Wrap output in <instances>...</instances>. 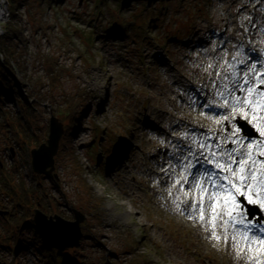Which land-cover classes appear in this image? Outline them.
<instances>
[{"label":"rangeland","instance_id":"rangeland-1","mask_svg":"<svg viewBox=\"0 0 264 264\" xmlns=\"http://www.w3.org/2000/svg\"><path fill=\"white\" fill-rule=\"evenodd\" d=\"M0 2L6 9L2 34L11 15L8 0ZM16 16L22 35L13 42L18 56L8 76L19 98L4 111L10 123L19 121L31 132L18 143L0 111V180L10 172L16 182L47 193L43 200L42 191L29 194L26 201L0 190L3 205L16 204L19 254L39 252L44 264H68L67 258L70 264H264V245L249 250L231 239L226 243L221 225L215 230L221 239H215L206 226L209 212L204 222L190 216L183 203L188 186L181 190L174 183L188 163L186 152L207 153L201 142L217 150L220 134L233 136L235 127L243 142L264 141L253 128L258 121L232 117L224 106L219 93L228 96L222 87L232 80L228 72L202 84L196 77V69L214 77L232 62L233 50L236 73L251 65L264 71V0H22ZM199 43L204 47H192ZM0 59L5 61L2 54ZM187 87L194 97L184 93ZM215 112L222 113L221 123ZM52 114L65 130L50 179L33 171L30 152L47 141ZM180 119L186 147L173 151L171 129ZM233 139L223 142L225 151L234 147ZM158 144L165 156L153 148ZM164 158L170 164L162 173L157 160ZM193 164L195 175L204 172L198 166L213 170L204 159ZM33 203L69 220L73 207L85 213L79 246L66 255L47 248L25 214ZM246 207L248 219L264 225V209ZM1 254L10 264L8 249Z\"/></svg>","mask_w":264,"mask_h":264},{"label":"snow or ice","instance_id":"snow-or-ice-1","mask_svg":"<svg viewBox=\"0 0 264 264\" xmlns=\"http://www.w3.org/2000/svg\"><path fill=\"white\" fill-rule=\"evenodd\" d=\"M231 77L232 87L228 84L222 85L228 96L224 92L219 93L224 97V106L231 107L232 117L239 115L242 119H249L251 114L252 119L258 121L253 124V128L264 137V88L260 87L264 85V71H257L256 66L251 65L242 75L233 70ZM236 77H239V82ZM235 92L242 95H235ZM228 97L233 101L231 105ZM223 119L228 120L229 116ZM240 132L241 128L235 127L232 135L237 139L230 141L239 147L227 151L219 144L216 146L217 150H213L211 145L200 143L201 149H208L204 159L213 166L211 171L205 170L193 176L190 170L195 165L189 157L195 156V153L189 150V156L185 157L188 163L183 165V174L174 183L181 190L185 184L189 185V190L183 192V203L190 216L204 222L205 212H209L208 223L215 239H221L215 233L219 221L226 243L231 239L237 248L246 244L251 250L253 245H264V225L249 220L250 213L246 207V204L259 205V209H264V160L257 159L258 156L264 157V141H252L245 149L239 139ZM253 228L260 233L259 236L253 233Z\"/></svg>","mask_w":264,"mask_h":264},{"label":"water","instance_id":"water-1","mask_svg":"<svg viewBox=\"0 0 264 264\" xmlns=\"http://www.w3.org/2000/svg\"><path fill=\"white\" fill-rule=\"evenodd\" d=\"M247 128V125H246ZM64 133L63 123L55 115L49 120V135L45 143L31 150L32 169L37 174L53 178L55 155ZM250 208V205H248ZM74 219L69 220L59 214L47 215L40 209V204L33 211V223L36 231L41 234L45 245L59 253L79 246L84 236L82 224L86 215L80 209L72 208ZM251 213V212H250ZM252 214V213H251ZM105 264H109L105 262Z\"/></svg>","mask_w":264,"mask_h":264},{"label":"trees","instance_id":"trees-1","mask_svg":"<svg viewBox=\"0 0 264 264\" xmlns=\"http://www.w3.org/2000/svg\"><path fill=\"white\" fill-rule=\"evenodd\" d=\"M22 0H8L9 2V11H10V20L8 23H6L3 26V33L0 34V54H2L5 57V61H1L0 59V107L2 108V106L10 104V102H12L14 99L19 98L18 94H19V89L16 83H14L10 77L8 76L10 74L11 71V64L10 61L11 59H17L18 56V51L16 48V44H14L13 42L15 40L20 41V37L22 35V31H21V23L18 22L17 19V14L18 11L20 10V4H21ZM54 1V0H53ZM118 2H122L123 0H117ZM125 1H129V0H125ZM116 2V0H115ZM18 22V23H17ZM27 105V111L25 113H29L30 112V108L28 106L27 102H24ZM5 114V121H12V118L10 115L6 114V111H4ZM9 119V120H8ZM27 121V120H26ZM18 124H12L10 123V129H12L14 135H15V140L20 143V137L22 139L29 138V134H30V130L26 127V130L21 126V123L19 121H16ZM24 125V123H23ZM25 126H26V122H25ZM27 126H29L27 124ZM25 138V139H26ZM28 147H26L27 150ZM29 156V155H28ZM10 174V175H9ZM13 173H8V174H4L1 177L0 180V189L4 192H6L8 195L10 194L11 198L12 196L14 198H18L19 200L24 199L26 201H30V196L29 194L32 193H36V192H40L42 191L43 193L41 194V200H43L47 193H45V190L43 189H38V186H34L33 188H29L26 187V185L24 183H22L21 181L17 180L18 182H16V179L12 177ZM12 179L14 181V186L10 184V182H12ZM21 182V183H20ZM32 202H35L33 200H31ZM42 203V202H41ZM39 204V203H38ZM36 205V203H33L31 208H26V215L29 217H32L33 213L32 210L34 208V206ZM16 213V211L14 213H12V221L13 224L12 225H16V222L14 220V214ZM34 225H32L31 228H33ZM37 233V231H35ZM46 246V245H45ZM47 247V246H46ZM48 248V247H47ZM57 252V251H56ZM59 255H66L65 253H59L57 252ZM139 256L141 258H145L144 253L141 254L139 253ZM69 259V258H67ZM65 259L64 263H68L70 264V261Z\"/></svg>","mask_w":264,"mask_h":264},{"label":"bare ground","instance_id":"bare-ground-1","mask_svg":"<svg viewBox=\"0 0 264 264\" xmlns=\"http://www.w3.org/2000/svg\"><path fill=\"white\" fill-rule=\"evenodd\" d=\"M5 8L3 9V7L1 6V2H0V19L1 20H3L4 19V17H5ZM226 20H228V18L226 17L223 21H226ZM213 36H216V35H213ZM215 38V37H214ZM219 45V44H218ZM247 45L249 46V43H247ZM198 46H202V47H204V45L202 44V43H199V44H193V46L192 47H198ZM230 50H232V48L229 46L228 47ZM227 48V49H228ZM232 52V62H228V61H226L225 62V64H222L220 67H218L217 68V70H218V74H215V76L214 77H212L211 75H209L208 73H200V72H198V69H196L197 70V74H196V77L199 79V82L198 83H200V84H202V83H205V82H207V78L210 80V82H212L213 80H215V78H218V77H220L221 76V73H225V72H228V75H231V73L233 72V70H235V72H238V70H237V66H235V64L233 63V59H234V56H235V54H236V52L233 50V51H231ZM231 60V59H230ZM249 61V60H248ZM248 61H246V62H248ZM229 65H231V67H229ZM244 67V66H243ZM221 72V73H220ZM237 79V78H236ZM232 81V80H231ZM231 81H227L226 82V84H228L230 87H232V82ZM237 82H239V79H237ZM193 87H194V85L192 84V88H191V90H193V91H197L196 89H193ZM184 93H186V95L188 96V98L190 97V95H192V93L190 92V90H189V87H187V88H185L184 90ZM212 95H213V92H212ZM193 96V95H192ZM194 97V96H193ZM152 99H153V96L151 97ZM197 101H198V98L196 99ZM245 110H247V109H245ZM230 111L232 112V110H231V108H230ZM215 114H217V117H216V120L218 121L219 120V115L220 114H222L221 112H215ZM221 118V117H220ZM249 118L250 119H252V117H251V114H250V116H249ZM183 120L182 119H180L179 120V123L177 122V123H175L174 124V127H176V130L175 129H171V134H170V137L171 138H173L174 139V141H176V143L174 144V146L172 147V145L170 146L171 147V149H173V151H176L177 150V148H185L186 146H184L182 143V140H181V137H179L180 135H181V133L184 131V129H183ZM258 123V122H257ZM65 130V129H64ZM231 137H233V136H230L229 134H227L226 132H223L222 134H220V141H221V143H222V148H223V150H224V146H223V142L227 139V138H231ZM235 139H237V137H235ZM239 139H240V141H241V137L239 136ZM248 141L249 140H246V141H241V143L245 146V147H247V145H248ZM181 146V147H180ZM236 147H239L238 145H236V144H234V147H232V148H236ZM155 150H157L156 152H158V151H162V149L163 148H160L159 147V144H158V146H156L155 147V145H154V147H153ZM165 148L167 149V150H169L170 148H168V146H165ZM193 148V147H192ZM231 148V149H232ZM153 149V150H154ZM227 150H230V149H226V151ZM156 152H154L153 154H155L156 156H158L157 154H156ZM191 152H193V153H195V156H190L189 157V159H191V161H192V163H195V162H198V161H201L202 162V160L204 159V154H206V153H204V152H202L201 150H195L194 148L191 150ZM163 155L162 156H165L167 153H164V149H163V153H162ZM161 156V157H162ZM186 156H189V152H186ZM197 158H198V160H197ZM167 158H164V160H157L156 162L157 163H160L161 162V167H160V170L159 171H161L162 173H165V171H162L163 170V168L166 170V169H168L166 166L167 165H169L170 164V162L169 161H167L166 160ZM205 160V159H204ZM163 161H166V162H163ZM182 167H183V165H182ZM180 168L179 169V171L177 172V177L179 176V175H181V174H183V168ZM196 168H199V169H202V170H207L206 168H204V167H202V166H198V167H196ZM169 172H172V169H170L169 170ZM169 172L168 173H166V175H169ZM191 172H192V174H193V176H196L195 175V173L197 172V169H195V170H192L191 169ZM191 180H192V177L190 176L189 177V182L191 183ZM188 186V188L187 189H189V185L188 184H185V187H187ZM210 219V218H209ZM209 224V223H208ZM210 230H212V228H211V225L209 224V225H206ZM218 228H219V231H220V222L218 221V226H217ZM216 230V229H215ZM253 232H254V230H252ZM258 233V232H257ZM259 235H260V233H258ZM2 250H3V247H2ZM234 252H239L240 253V251L238 250V249H234ZM262 252H264V250H262ZM39 252L36 254V256H33V258H35V257H37V256H39ZM11 258H23V257H15V256H12ZM32 257H30V258H27V259H33ZM41 259H38L35 263H33V264H36V263H38V264H40L41 263ZM70 263H72L71 261H70Z\"/></svg>","mask_w":264,"mask_h":264},{"label":"flooded vegetation","instance_id":"flooded-vegetation-1","mask_svg":"<svg viewBox=\"0 0 264 264\" xmlns=\"http://www.w3.org/2000/svg\"><path fill=\"white\" fill-rule=\"evenodd\" d=\"M12 209L7 208L0 199V264H7L2 257V247L7 244L14 243L16 225H12ZM6 247V246H4Z\"/></svg>","mask_w":264,"mask_h":264},{"label":"built area","instance_id":"built-area-1","mask_svg":"<svg viewBox=\"0 0 264 264\" xmlns=\"http://www.w3.org/2000/svg\"><path fill=\"white\" fill-rule=\"evenodd\" d=\"M4 1V0H2ZM5 4V2H4ZM2 5H3V2H2ZM34 255H30V254H24V255H20V257H23V258H19L21 262H23V264H33L37 261L36 257L33 258ZM32 257L33 259H27V258H30Z\"/></svg>","mask_w":264,"mask_h":264}]
</instances>
